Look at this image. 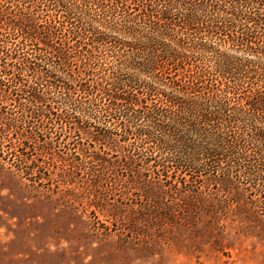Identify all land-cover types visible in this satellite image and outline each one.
<instances>
[{"label": "trees", "instance_id": "trees-1", "mask_svg": "<svg viewBox=\"0 0 264 264\" xmlns=\"http://www.w3.org/2000/svg\"><path fill=\"white\" fill-rule=\"evenodd\" d=\"M46 156L156 175L96 174L102 207L264 214V0H0V158Z\"/></svg>", "mask_w": 264, "mask_h": 264}, {"label": "rangeland", "instance_id": "rangeland-1", "mask_svg": "<svg viewBox=\"0 0 264 264\" xmlns=\"http://www.w3.org/2000/svg\"><path fill=\"white\" fill-rule=\"evenodd\" d=\"M61 130L57 125L53 133ZM54 149L55 156L67 151ZM20 159L0 158V264H264L261 211L231 205L220 220L201 210L190 223L156 219L138 195L121 209L102 207L86 186L96 174L111 180L139 172L154 176L149 166L139 168L137 158L134 168L91 157ZM210 192L228 198L215 188ZM119 194L114 189L106 198L114 204Z\"/></svg>", "mask_w": 264, "mask_h": 264}]
</instances>
